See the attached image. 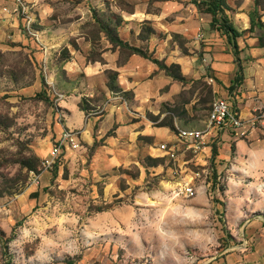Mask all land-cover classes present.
Masks as SVG:
<instances>
[{
    "label": "rangeland",
    "instance_id": "374dc122",
    "mask_svg": "<svg viewBox=\"0 0 264 264\" xmlns=\"http://www.w3.org/2000/svg\"><path fill=\"white\" fill-rule=\"evenodd\" d=\"M225 1L220 24L255 12L252 45L211 25L212 0H31L22 17L0 0V264H264V142L158 152L211 131L218 60L231 93L264 61V0ZM65 130L79 147L48 168ZM186 181L196 197L175 194Z\"/></svg>",
    "mask_w": 264,
    "mask_h": 264
},
{
    "label": "built area",
    "instance_id": "2783aa9c",
    "mask_svg": "<svg viewBox=\"0 0 264 264\" xmlns=\"http://www.w3.org/2000/svg\"><path fill=\"white\" fill-rule=\"evenodd\" d=\"M31 0H12V6L8 9L10 15L26 16L28 5ZM27 19V18H25ZM214 80L210 79V83ZM209 129H229L237 132V135L242 139H252V137L264 131V107L258 108L250 118H242L240 114L234 110L229 100L216 98L211 112L209 114ZM210 131L208 130H180L178 134V142H168L161 144L158 152L161 156L167 157L171 161L179 159L183 152L184 144H189L187 149H194L198 152L206 145ZM79 147L78 137L70 131H63L56 143L53 145L49 157L45 160V166L52 168L57 159L68 150H76ZM175 194L194 198L198 195L199 190L195 184L186 181L176 186Z\"/></svg>",
    "mask_w": 264,
    "mask_h": 264
},
{
    "label": "crops",
    "instance_id": "0c3cea01",
    "mask_svg": "<svg viewBox=\"0 0 264 264\" xmlns=\"http://www.w3.org/2000/svg\"><path fill=\"white\" fill-rule=\"evenodd\" d=\"M251 8L241 10L233 14L232 21L235 29L241 34L244 45H252L255 39L251 34L243 36L251 28L250 18ZM237 37V38H239ZM252 41V42H251ZM253 48L251 51L253 52ZM255 53V52H254ZM264 61L257 63L256 67H249L243 63L244 81L240 88H237L233 93L226 90L230 87L231 80L235 75L236 63L228 58L226 60H218V98L228 99L231 107L236 110L242 118H250L252 114L260 107H264ZM220 81V83H219ZM218 135V144L228 145L230 142H236L238 148H242L246 143L264 142V131L252 139H242L237 135V132L229 129H212L208 136L209 138ZM207 139V140H208Z\"/></svg>",
    "mask_w": 264,
    "mask_h": 264
},
{
    "label": "trees",
    "instance_id": "16d2710c",
    "mask_svg": "<svg viewBox=\"0 0 264 264\" xmlns=\"http://www.w3.org/2000/svg\"><path fill=\"white\" fill-rule=\"evenodd\" d=\"M227 7L226 1L225 0H212V2L209 5L208 8V13L212 16V22L211 25L213 27H220L221 30H224L228 34H233L234 37H239L241 34L235 29V27L231 24H220V20L218 18V13L224 8ZM255 13V12H254ZM253 12L250 13V18H251V28L250 31H252L255 27L261 28L262 24L260 22H256L255 20V14ZM217 152L214 151V155H216Z\"/></svg>",
    "mask_w": 264,
    "mask_h": 264
}]
</instances>
